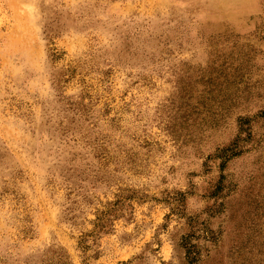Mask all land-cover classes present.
<instances>
[{"label": "rangeland", "instance_id": "1", "mask_svg": "<svg viewBox=\"0 0 264 264\" xmlns=\"http://www.w3.org/2000/svg\"><path fill=\"white\" fill-rule=\"evenodd\" d=\"M0 264H264V0H0Z\"/></svg>", "mask_w": 264, "mask_h": 264}]
</instances>
